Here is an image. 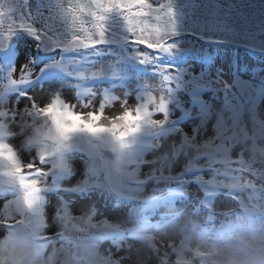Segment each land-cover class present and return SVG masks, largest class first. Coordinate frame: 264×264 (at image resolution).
Listing matches in <instances>:
<instances>
[{
	"label": "snow or ice",
	"instance_id": "snow-or-ice-1",
	"mask_svg": "<svg viewBox=\"0 0 264 264\" xmlns=\"http://www.w3.org/2000/svg\"><path fill=\"white\" fill-rule=\"evenodd\" d=\"M186 33L264 40V0L211 23L174 0H0V264H264V66L189 64ZM218 195L242 212L218 214ZM191 200L202 236L223 217L195 248L191 219L178 243L167 231ZM125 201L135 219L101 211Z\"/></svg>",
	"mask_w": 264,
	"mask_h": 264
},
{
	"label": "rangeland",
	"instance_id": "rangeland-1",
	"mask_svg": "<svg viewBox=\"0 0 264 264\" xmlns=\"http://www.w3.org/2000/svg\"><path fill=\"white\" fill-rule=\"evenodd\" d=\"M179 39L182 42V46L190 50L191 54L187 58L189 64L195 63L197 67L200 64L201 55H203V57L209 58L210 61L215 62L218 66H222L226 69L234 68L237 62L243 65L245 69H247L249 66H252L254 72L260 71V67L264 66V48L259 47L256 44H253L252 42H249L247 40L245 42V39L235 40L234 43L232 41H229V43L215 44V43L205 42L202 39L196 38L195 35H191L189 33L182 35L181 37H179ZM44 86H43L44 90L47 91L49 89V85L45 83ZM38 87L39 86H37L32 91L34 94L37 95L39 99V95L41 97H43V95H41L40 88ZM70 90L71 89L68 86H64V90L62 94L68 95L74 100V93L72 90L71 91ZM117 94H119V92H117ZM72 99L68 98V100H72ZM210 134L211 133H209V135ZM257 147H264V146L263 145L261 146V144L257 143ZM148 158L151 159L152 156L149 155ZM145 171H147V169H145ZM65 183L66 185H68L67 181ZM189 191H194V188L190 189ZM146 194H151L150 188ZM49 199L51 200L52 197L50 196ZM2 203H3L2 200H0V204ZM213 203L215 206V211L218 214L231 210H235L238 213L242 212V209H239V206L235 202L231 201L224 195H218L214 199ZM115 204H116V208L125 209L128 215L130 214L132 208L134 207L132 203L127 201H125L124 203L118 202ZM194 205H195V201L191 200L186 205L178 206L180 210L183 212V215L180 217L179 220H176L173 224H170L167 228V231L169 232L170 235L174 237L177 243L179 242L180 239L183 238V235L188 236L190 238L189 246L193 248L207 243L204 241H208V237L212 235V233L215 231L216 228L219 227V222L223 219V217L218 215L215 226H213L212 224H208L209 231L205 232L204 235L202 236L201 235L202 227L200 225L204 223L206 213L203 209H198V206L194 207ZM197 209H198V215H190ZM73 213L76 214V212ZM132 216L130 219H135V216L134 215ZM188 219L194 221L195 225L197 226L193 227L192 224H188L187 230L183 235H181L179 229L180 227H183L187 223ZM232 219L235 218L233 217ZM112 222H117V221H112ZM155 222H156L155 220H152V223ZM128 226L130 227L131 224H129ZM155 231H156L155 229L152 230V232ZM196 237L198 239L195 240L194 238ZM137 245H143V244L138 243ZM104 247H107V245L105 244ZM191 258L194 260V264H198V258L195 257H191ZM145 264H157V261L153 259L151 261H146Z\"/></svg>",
	"mask_w": 264,
	"mask_h": 264
},
{
	"label": "bare ground",
	"instance_id": "bare-ground-1",
	"mask_svg": "<svg viewBox=\"0 0 264 264\" xmlns=\"http://www.w3.org/2000/svg\"><path fill=\"white\" fill-rule=\"evenodd\" d=\"M158 2L166 3L167 0H158ZM218 2L222 4V7L217 12V10L215 9V5ZM248 2H258V0H174V3L177 5L178 9L182 10L185 13V20L189 23H191L194 20L199 22V23H211L214 20L223 22V18H224L225 12L227 10L228 3L243 6L245 3H248ZM191 3L196 4L198 7H195V8L185 7V5H188ZM205 5H207V7H205ZM253 18L255 19L256 24L258 25L260 22L259 21V10H257L255 13H253ZM250 27H253V26L250 25ZM253 30L258 31V28L253 27ZM242 39H245V37H240L239 39H236V40H242ZM246 40L249 42H252L253 44H256L259 47L264 48V40L253 39L251 36L247 37ZM38 88H40V87H38ZM47 93H48V90L47 91L44 90L43 92H41V95L45 96V95H47ZM63 96H65L67 99L68 98L72 99L68 95L63 94ZM40 97L41 96L39 95V98ZM70 101H73V99ZM130 103H131V100H130ZM256 105H257L258 111L261 114L259 118L264 119V103L257 100ZM118 109H119V106L117 105L116 108L107 109V112H108V114L111 115V114L116 113L118 111ZM249 127H251V124H249ZM257 143L260 144L259 142H257ZM262 145L264 146V144H261V146ZM25 156H27V153H25ZM75 165H76V169H77V175L74 176L71 180L67 181L68 184H75L76 181L78 179H80V173L82 171V164L80 162L79 157L76 158ZM149 188L151 189V187H149ZM71 199H73L75 201V203L72 206V211L76 212V214L79 215L81 213L82 202L79 199H77L76 197H71ZM2 202H3V200H2ZM101 211L104 212V216L107 217L111 221L123 222V221L131 218V216L128 215V213L126 212L125 209L116 208V204H113L108 211H104L103 208L101 209ZM194 239L196 240L198 238L196 237ZM204 242H207V241H204ZM137 247H141L142 249H144V254L147 255V251H146V248H144V245H137Z\"/></svg>",
	"mask_w": 264,
	"mask_h": 264
}]
</instances>
